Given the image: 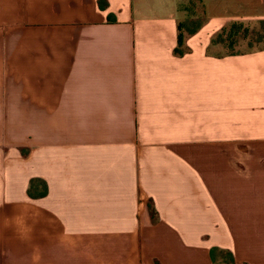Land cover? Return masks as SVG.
<instances>
[{
	"label": "crops",
	"instance_id": "crops-1",
	"mask_svg": "<svg viewBox=\"0 0 264 264\" xmlns=\"http://www.w3.org/2000/svg\"><path fill=\"white\" fill-rule=\"evenodd\" d=\"M105 1L0 0V264H264V0Z\"/></svg>",
	"mask_w": 264,
	"mask_h": 264
},
{
	"label": "trees",
	"instance_id": "trees-1",
	"mask_svg": "<svg viewBox=\"0 0 264 264\" xmlns=\"http://www.w3.org/2000/svg\"><path fill=\"white\" fill-rule=\"evenodd\" d=\"M99 5L101 8H104L106 6V1L105 0H99ZM203 20L199 17H196V18H192V19H186L184 21H180L178 23V47L175 48V52L178 53V54H182L183 50L179 48V46H181L183 44V37H184V34L188 35V34H191L193 33L196 29L200 28L203 24V22L205 21V17L203 16ZM260 23H262L264 25V20H258ZM238 22V23H237ZM241 22L240 21H234V22H231L230 24V27L226 29V27L222 28L220 30V33L219 34H222L223 32H225V38L226 40H229L230 43H233L234 41V38L235 36L237 35L238 33V27H239V24ZM243 33H242V36L243 38L247 37V32L248 30L245 28L243 29ZM219 32V31H218ZM216 32V33H218ZM216 33L214 35H216ZM254 33V36H256V39L254 41H249L248 42V49L247 50H244V51H241V52H248V51H252V50H259V49H262L264 48V44L262 45L261 42H262V38H264V33L261 34V31H253ZM217 34V35H219ZM214 35L212 36L211 38V43L212 44L214 42ZM220 36V35H219ZM217 36L218 40H222V37H219ZM255 45V46H254ZM234 53H240V52H231L229 54H234ZM34 180H32L31 183H33ZM30 194H31V191H29ZM215 249H211L210 252H211V257H212V260L213 262H216L217 261V257H215ZM219 262H227V263H232L233 262V256H232V253L230 251H224V253L221 255V257L219 258Z\"/></svg>",
	"mask_w": 264,
	"mask_h": 264
},
{
	"label": "rangeland",
	"instance_id": "rangeland-1",
	"mask_svg": "<svg viewBox=\"0 0 264 264\" xmlns=\"http://www.w3.org/2000/svg\"><path fill=\"white\" fill-rule=\"evenodd\" d=\"M198 17L201 18L202 20L203 15L201 14V8L200 5L198 4ZM241 23L239 24L238 27V33L234 38V42L230 43L229 40H226L225 38V32H223L222 34H219L220 31L218 33H216V35H214V42L211 44L212 48L210 49L212 53H216V54H226V53H231V52H241L244 50L248 49V42L254 41L256 39V36H254L253 31H261V34L264 33V25L262 23H260L259 21H255V20H249V21H240ZM238 23V22H237ZM229 23L226 26V29L230 27ZM247 29V37L243 38L242 33H243V29ZM219 34V35H217ZM217 36L222 37V40H218ZM261 44H264V38H262V42ZM255 46V45H254Z\"/></svg>",
	"mask_w": 264,
	"mask_h": 264
}]
</instances>
